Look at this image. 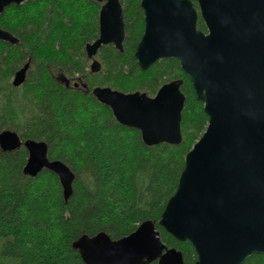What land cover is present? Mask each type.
I'll use <instances>...</instances> for the list:
<instances>
[{
  "label": "trees",
  "instance_id": "1",
  "mask_svg": "<svg viewBox=\"0 0 264 264\" xmlns=\"http://www.w3.org/2000/svg\"><path fill=\"white\" fill-rule=\"evenodd\" d=\"M140 2L120 0L123 52L103 46L98 73L90 72L85 46L98 37L99 3L26 0L0 15V28L19 41L0 42V133L11 130L22 141L46 143L48 158L63 162L74 174L72 195L65 202L54 173L23 174L24 147L10 153L0 149V264H84L72 249L80 236L103 232L118 240L147 220L155 223L168 248L182 253L184 264L195 263L190 242L177 241L158 222L208 118L178 60L139 68L134 54L144 31ZM197 28L206 32L200 16ZM26 64L25 82L13 87L14 74ZM176 79L183 80L185 96L177 146L144 145L138 130L118 124L111 110L82 88L86 84L90 91L109 87L153 97ZM244 264H264V256L253 255Z\"/></svg>",
  "mask_w": 264,
  "mask_h": 264
},
{
  "label": "water",
  "instance_id": "2",
  "mask_svg": "<svg viewBox=\"0 0 264 264\" xmlns=\"http://www.w3.org/2000/svg\"><path fill=\"white\" fill-rule=\"evenodd\" d=\"M26 0H0L6 8ZM101 4L99 33L85 46L90 72L98 73L97 54L112 45L123 52L125 38L120 0ZM141 0L144 31L135 50L142 71L162 59L179 61L208 118L206 130L185 156L175 193L167 201L159 226L179 242L192 245L194 264H244L264 256V0ZM200 16L206 32L197 28ZM0 42L18 39L0 28ZM29 64L12 79L15 88L26 80ZM65 85L69 80L63 78ZM182 79L162 85L153 97L95 87L86 93L108 107L116 122L138 130L148 147L182 141L185 96ZM79 87V84H74ZM24 147L25 176L42 170L54 173L65 202L72 195L73 172L48 158L41 141H22L11 130L0 133L2 152ZM84 264H184L182 253L168 248L155 223L147 220L118 240L100 232L72 243Z\"/></svg>",
  "mask_w": 264,
  "mask_h": 264
},
{
  "label": "flooded vegetation",
  "instance_id": "3",
  "mask_svg": "<svg viewBox=\"0 0 264 264\" xmlns=\"http://www.w3.org/2000/svg\"><path fill=\"white\" fill-rule=\"evenodd\" d=\"M100 5H101V4H100ZM72 82H73V81H72ZM72 84H73V86H74V84H77V83H74V82H73Z\"/></svg>",
  "mask_w": 264,
  "mask_h": 264
},
{
  "label": "rangeland",
  "instance_id": "4",
  "mask_svg": "<svg viewBox=\"0 0 264 264\" xmlns=\"http://www.w3.org/2000/svg\"><path fill=\"white\" fill-rule=\"evenodd\" d=\"M98 59V57H96ZM91 62H89V65H90Z\"/></svg>",
  "mask_w": 264,
  "mask_h": 264
}]
</instances>
